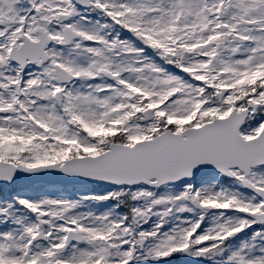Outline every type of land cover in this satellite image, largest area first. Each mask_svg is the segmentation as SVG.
I'll return each instance as SVG.
<instances>
[{"label":"snow or ice","instance_id":"obj_1","mask_svg":"<svg viewBox=\"0 0 264 264\" xmlns=\"http://www.w3.org/2000/svg\"><path fill=\"white\" fill-rule=\"evenodd\" d=\"M0 264H264V0H0Z\"/></svg>","mask_w":264,"mask_h":264}]
</instances>
